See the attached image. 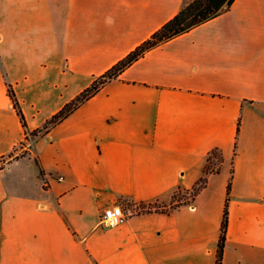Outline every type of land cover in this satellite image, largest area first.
Returning <instances> with one entry per match:
<instances>
[{
  "label": "crops",
  "instance_id": "0c3cea01",
  "mask_svg": "<svg viewBox=\"0 0 264 264\" xmlns=\"http://www.w3.org/2000/svg\"><path fill=\"white\" fill-rule=\"evenodd\" d=\"M186 2L0 0V158L25 138L8 84L38 128ZM24 149L0 167V264H215L227 195L221 264H264V0L145 51Z\"/></svg>",
  "mask_w": 264,
  "mask_h": 264
},
{
  "label": "trees",
  "instance_id": "16d2710c",
  "mask_svg": "<svg viewBox=\"0 0 264 264\" xmlns=\"http://www.w3.org/2000/svg\"><path fill=\"white\" fill-rule=\"evenodd\" d=\"M234 0H187L185 4L180 8V10L168 21L162 24L156 31H154L147 39L139 43L133 50H131L127 55L117 61L103 74L97 76L89 86L84 88L79 94H77L73 99L67 102L59 111L54 113L50 118H48L42 126L35 128L33 130L27 129V123L25 116L23 114L20 102L15 95V92L10 84L7 85L8 95L10 97L12 106L19 117L21 125L25 129V138L20 146H23L29 139V136H38L45 134L49 129L63 120L67 115H69L75 108H77L83 101L95 94L100 87L108 80L115 78L118 74L134 60L138 59L143 53L160 43L167 41L181 33L188 31L189 29L215 17L221 12L229 9ZM24 155V154H21ZM10 159L18 157L14 152H10L7 155ZM38 161V160H37ZM1 167V165H0ZM41 175L44 176V170L40 168ZM205 177H201L197 184L191 190V198L195 196L198 190L205 184ZM230 184H227V194L229 192ZM176 195H174V198ZM228 195L225 200L223 208V216L220 226V233L217 242L216 260L215 264H221L223 257V250L226 239V231L228 224V208H227ZM172 207V205H171ZM149 208L147 210H151ZM157 209V208H156ZM146 210V209H145Z\"/></svg>",
  "mask_w": 264,
  "mask_h": 264
},
{
  "label": "rangeland",
  "instance_id": "374dc122",
  "mask_svg": "<svg viewBox=\"0 0 264 264\" xmlns=\"http://www.w3.org/2000/svg\"><path fill=\"white\" fill-rule=\"evenodd\" d=\"M33 138V136H29V139L26 143L23 144V146H19L17 150L13 151L15 155H21V154H26L27 151L24 149V146L27 147L29 144V141ZM10 159L8 156L0 158V165H4L7 163V160ZM220 155L217 151L211 153L208 157V163H207V169H211L212 167L216 166L220 162ZM34 188V187H33ZM36 190V187L34 188ZM191 198V191L189 193H185L184 195L181 196V193H177L174 201H182L186 202L189 201ZM142 209H149L152 208L151 205H142ZM161 208V207H160ZM158 209V206H157Z\"/></svg>",
  "mask_w": 264,
  "mask_h": 264
},
{
  "label": "built area",
  "instance_id": "2783aa9c",
  "mask_svg": "<svg viewBox=\"0 0 264 264\" xmlns=\"http://www.w3.org/2000/svg\"><path fill=\"white\" fill-rule=\"evenodd\" d=\"M142 206V205H141ZM140 206L139 210L142 209ZM131 213L129 209L127 213L123 211V208L120 204H115L113 207L103 210L99 216V225L103 227H114L126 220L128 214Z\"/></svg>",
  "mask_w": 264,
  "mask_h": 264
}]
</instances>
